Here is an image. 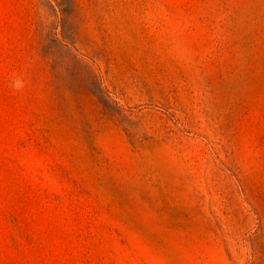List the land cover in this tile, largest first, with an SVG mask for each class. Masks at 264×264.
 Returning a JSON list of instances; mask_svg holds the SVG:
<instances>
[{"label":"rangeland","instance_id":"1","mask_svg":"<svg viewBox=\"0 0 264 264\" xmlns=\"http://www.w3.org/2000/svg\"><path fill=\"white\" fill-rule=\"evenodd\" d=\"M0 264H264V0H0Z\"/></svg>","mask_w":264,"mask_h":264}]
</instances>
